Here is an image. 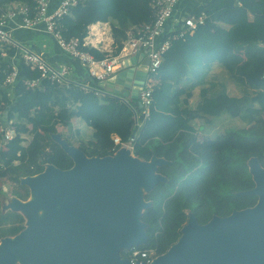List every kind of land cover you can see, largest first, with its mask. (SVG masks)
Returning a JSON list of instances; mask_svg holds the SVG:
<instances>
[{
	"label": "trees",
	"instance_id": "1",
	"mask_svg": "<svg viewBox=\"0 0 264 264\" xmlns=\"http://www.w3.org/2000/svg\"><path fill=\"white\" fill-rule=\"evenodd\" d=\"M154 1L80 2L60 19L58 28L66 40L77 39L83 44L90 26L112 22L117 30L111 54L93 46L83 49L97 60L116 56L130 30L154 20ZM13 3L35 8V0H0L1 11ZM50 10L53 11L51 6ZM202 14L206 16L204 24L192 36L187 34L173 40L164 54L148 118L136 101L129 105L98 94L104 90L101 82L90 77L88 69L78 60L83 75L56 84L27 65L20 48H5L6 57L0 52L1 88L10 87L6 79L13 72L14 63L19 70L12 85L16 100L0 89V114L6 112L5 122L0 119V127L9 124L16 131L11 141H4L0 132V242L17 235L25 226L21 213L2 210L5 191L1 182L14 186L11 196L26 201L30 190L21 184L22 178L38 175L50 164L61 170L71 169L73 159L52 136L60 133L59 128H70L76 119L92 129L91 137L79 138L76 146L88 157L114 155V135L124 143L135 135L133 153L137 158L150 161L155 155L167 161L157 172L168 181L145 195L152 206L141 218L147 224L149 237L147 246L142 248L165 254L180 239L191 213L200 224H206L213 215L227 217L234 210L257 204V196L238 193L255 187L248 166L251 158H258L264 168V0H213L193 13ZM170 35L167 33L162 40ZM186 45L194 46L196 51L189 53ZM222 50L225 56H217ZM208 52L210 55L206 57ZM240 52L246 54V61L236 55ZM12 58L13 64L9 61ZM206 60L210 63L222 60L230 77L241 86L240 97L212 79L210 87L201 90L196 106H191L195 86L206 83ZM27 81L39 83L32 88ZM185 81L191 84L182 86ZM224 114L240 119V127L226 130L216 138L201 139L194 122L204 119L206 126L215 128V120ZM76 135L80 137L79 130ZM65 139L75 146L72 137Z\"/></svg>",
	"mask_w": 264,
	"mask_h": 264
},
{
	"label": "water",
	"instance_id": "2",
	"mask_svg": "<svg viewBox=\"0 0 264 264\" xmlns=\"http://www.w3.org/2000/svg\"><path fill=\"white\" fill-rule=\"evenodd\" d=\"M148 70L145 53L125 59L106 81L112 92H99L129 105L136 101L142 109L139 94ZM52 138L74 166L61 170L50 164L21 179L34 200L14 197L10 204V211L25 214L27 227L1 240L0 264H15L17 258L25 264H131L121 252L147 246V224L141 218L152 202L145 195L168 181L157 172L167 161L155 155L143 161L128 148L88 157L60 133ZM248 166L255 187L238 194L257 196V204L227 217L213 215L206 224L191 213L178 242L152 264H264V168L256 157ZM38 211L44 212L41 218Z\"/></svg>",
	"mask_w": 264,
	"mask_h": 264
},
{
	"label": "built area",
	"instance_id": "3",
	"mask_svg": "<svg viewBox=\"0 0 264 264\" xmlns=\"http://www.w3.org/2000/svg\"><path fill=\"white\" fill-rule=\"evenodd\" d=\"M52 0H35V8L20 5L15 9L0 10V52L3 57L7 56L5 48L18 47L21 49V56L24 62L41 72L42 78H46L53 83L63 84L71 81L73 75L66 66H53L48 63L44 52H36L25 47H21L13 37L10 24L18 16L21 17L20 28L34 29L43 27L46 32L51 34L59 47L70 57L78 60L82 66L88 69L89 76L98 82L107 81L110 77L122 69L125 59L141 55L145 53V57L149 59L148 76L145 81L144 88L140 91L139 99L143 104V114L145 118L150 115V107L152 105V93L157 85L156 75L161 68L164 54L170 49L172 41L177 37H184L188 33L196 31L199 25H203L206 16L204 14L187 17L184 24L178 32L171 31L168 26L173 20L177 6L180 0H155L152 4L154 9V20L150 23L135 27L128 33V39L123 42V48L119 55H108L101 60H97L88 51L83 48L91 46L92 43L86 38L82 44L77 39L66 40L63 38L59 30V21L69 13V9L76 6L80 2L88 0H61L58 6L51 11ZM170 33L168 39L162 38ZM19 75L18 69L13 67V72L7 76L6 84L14 85ZM39 81H27V85L34 88ZM84 89L89 90V86ZM101 94L100 92H97ZM137 125H139L137 123ZM0 132L4 136V141H11L16 131L9 124L0 127ZM114 153L121 148H128L134 151L136 136L124 143L117 135L113 136ZM124 259H128L131 264H152L159 256L154 249L132 247L124 249L121 252Z\"/></svg>",
	"mask_w": 264,
	"mask_h": 264
},
{
	"label": "crops",
	"instance_id": "4",
	"mask_svg": "<svg viewBox=\"0 0 264 264\" xmlns=\"http://www.w3.org/2000/svg\"><path fill=\"white\" fill-rule=\"evenodd\" d=\"M61 0H52L51 1V8L54 10L55 7L60 3ZM213 0H180L179 5L177 6L176 12L174 14L173 20L170 22V25L168 28L175 32H178L179 29L182 28L184 21L187 17L193 16V13L200 7H203L207 4H209ZM238 2V0H235ZM19 3H13L12 5L8 6V9H15L19 7ZM1 10V9H0ZM251 19H253V15L250 16ZM20 22L21 17L18 16L12 23L10 24V29L13 34L14 40L21 46L25 47L27 49L35 50L36 52H44L46 55V58L53 66H66L70 69L73 77H77L79 75H83V68L84 66H80V63L75 59H70L66 55H64L61 51V49L58 47V43L54 39V37L46 32L43 27H38L34 29H24L20 28ZM97 24H101L106 28L105 31V41L102 43L95 44L93 43L92 39V31L91 26L89 27V36L87 37L88 41H90L91 46L94 48L104 51L106 53H112L116 44L115 37L113 33L117 30L112 22L108 23H102L99 22ZM195 32V31H194ZM194 32L188 33L189 35H193ZM178 39V37L176 38ZM175 39V40H176ZM124 42V41H123ZM186 50L189 53H193L196 51L195 47L192 45H186ZM209 52L206 54V57H208ZM236 55H239L243 61L247 60L246 54L244 52L236 53ZM217 56L224 57L223 50L221 52L217 53ZM12 64L14 63L15 59L9 60ZM14 67L18 69V67L14 63ZM204 73L206 74V83L199 84L195 86V92L194 96L190 101V104L192 107H195L197 104V101L200 97V92L202 89L210 87L209 82L212 79H216L218 84H225L229 90V92L233 96L240 97L241 96V86L238 85V83L233 80L227 69L225 64L222 62V60H216L212 63L209 61H204ZM82 68V69H81ZM86 68V67H85ZM19 71V70H18ZM156 83H159V80L157 79ZM191 81H185L183 82L182 86L190 85ZM12 88L13 86H10L9 88H1L4 89L8 93V89ZM9 95V94H8ZM103 95V94H102ZM12 100V98L10 97ZM6 118V117H5ZM3 122H5L4 119H1ZM74 123V122H73ZM203 123H205L204 119H198L194 122V125L196 128H198L199 132L202 130ZM201 126V128H200ZM91 132V131H90ZM92 134V132H91ZM200 136V134H199Z\"/></svg>",
	"mask_w": 264,
	"mask_h": 264
},
{
	"label": "rangeland",
	"instance_id": "5",
	"mask_svg": "<svg viewBox=\"0 0 264 264\" xmlns=\"http://www.w3.org/2000/svg\"><path fill=\"white\" fill-rule=\"evenodd\" d=\"M114 33H116V32H114ZM114 33H113V35H115ZM103 82H105V83L102 84L101 87L105 90V92H107V93L112 92L111 87L109 86V83L106 81H103ZM8 94L12 98L13 101L16 100V95H15V92L12 88L8 89ZM5 117H6V112L0 114V119L5 120ZM73 122L74 123L72 124V126L68 129L59 128V132L63 138L72 137L73 142H75V146H78V139L79 138L89 139L91 137L92 129L90 127H88L86 125V123L80 119H76ZM215 125H216L215 128H211V127L206 126L205 123H203L204 128L202 127V130L199 132L200 138L201 139L202 138H209V137L216 138L220 135H223L226 130L238 129L240 127V119L232 118L228 114H224L215 120ZM200 128H201V126H200ZM77 130L80 131V137H78L76 135ZM1 185L3 186L4 191H5V195H3L2 199H1L2 210L4 212H6V211L11 209L10 204L12 203V201H14L13 200L14 196L10 195L12 187H14V186L9 184L8 182H3V181L1 182ZM142 192H143V194L147 193L145 189H142ZM21 214L24 216L25 224H26L27 218L25 217V214L23 212H21Z\"/></svg>",
	"mask_w": 264,
	"mask_h": 264
},
{
	"label": "bare ground",
	"instance_id": "6",
	"mask_svg": "<svg viewBox=\"0 0 264 264\" xmlns=\"http://www.w3.org/2000/svg\"><path fill=\"white\" fill-rule=\"evenodd\" d=\"M91 31H92V36H93V43L98 44V43H102L103 41H105V31L106 28L101 25V24H95L91 26ZM17 88V87H16ZM30 200H34V197L31 196ZM35 215L38 218H41L44 215L43 211H38L35 213Z\"/></svg>",
	"mask_w": 264,
	"mask_h": 264
},
{
	"label": "flooded vegetation",
	"instance_id": "7",
	"mask_svg": "<svg viewBox=\"0 0 264 264\" xmlns=\"http://www.w3.org/2000/svg\"><path fill=\"white\" fill-rule=\"evenodd\" d=\"M26 227L27 226L25 224L24 229L22 231H24L26 229ZM22 231H20L17 235H14L13 238L17 237ZM15 264H25V263H23L20 258H17ZM28 264H34V261H30Z\"/></svg>",
	"mask_w": 264,
	"mask_h": 264
}]
</instances>
